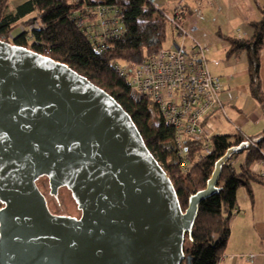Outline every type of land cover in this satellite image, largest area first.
<instances>
[{"label":"water","instance_id":"water-1","mask_svg":"<svg viewBox=\"0 0 264 264\" xmlns=\"http://www.w3.org/2000/svg\"><path fill=\"white\" fill-rule=\"evenodd\" d=\"M249 147H230L183 210L111 95L66 64L0 39V264H182L200 203ZM44 177L52 195L71 192L79 217L50 211Z\"/></svg>","mask_w":264,"mask_h":264},{"label":"trees","instance_id":"trees-1","mask_svg":"<svg viewBox=\"0 0 264 264\" xmlns=\"http://www.w3.org/2000/svg\"><path fill=\"white\" fill-rule=\"evenodd\" d=\"M92 4H111L120 8L124 32L108 39V48L99 51L85 31L74 19L79 2L72 0H27L10 9V0H0V39L30 48L56 61L66 64L92 84L105 90L129 114L152 155L168 173L178 194L183 210L189 198L206 188L215 163L232 147L249 142L243 137L215 135L211 154L198 160L201 153L200 139L186 142L188 166L182 164L175 143V129L160 116L151 100L132 88L129 81L117 70V64L144 63L149 57L165 48L171 26L166 11L149 0H87ZM261 19L253 23L251 38H228L229 53L245 52L248 58L252 95L264 107L261 82V54L264 46V7ZM28 17V18H27ZM35 18L41 26L33 30L34 42L25 34L9 39L16 24L28 25ZM247 159L240 169L231 163L224 166L218 181V192L203 200L190 233L184 243L185 259L182 264H219L230 235L229 222L236 206L237 192L249 188L253 181H263L252 171L255 162L264 160L262 147L264 135L250 140ZM3 206L0 200V208Z\"/></svg>","mask_w":264,"mask_h":264},{"label":"crops","instance_id":"crops-1","mask_svg":"<svg viewBox=\"0 0 264 264\" xmlns=\"http://www.w3.org/2000/svg\"><path fill=\"white\" fill-rule=\"evenodd\" d=\"M166 12L183 5L187 31L185 47L196 44L209 48L210 73L223 82L220 101L207 124L217 135L260 139L264 135V107L251 93L249 64L245 52L230 54L228 38H251L253 23L261 19L264 0H149ZM17 31V30H16ZM172 45H178L176 30L169 27ZM168 40V39H167ZM166 46V48H175ZM261 82L264 93V46L261 54ZM264 155V145L262 147ZM247 150L231 160L240 169ZM252 171L263 181H253L237 192L230 219V235L219 264H264V160L255 162Z\"/></svg>","mask_w":264,"mask_h":264},{"label":"built area","instance_id":"built-area-1","mask_svg":"<svg viewBox=\"0 0 264 264\" xmlns=\"http://www.w3.org/2000/svg\"><path fill=\"white\" fill-rule=\"evenodd\" d=\"M72 1L81 3L74 13V19L99 51L108 48V39L119 37L124 32L123 15L116 5ZM165 17L177 32L179 48H161L144 63H119L117 70L132 88L151 100L163 120L175 129L178 153L183 166L187 167V140L202 141L198 160L211 154L214 149L213 138L217 134L210 129L207 120L220 101L223 82L209 71V48L206 45L196 44L186 49L183 5L178 4L172 12H166ZM40 26L37 18L28 25L19 24L16 28L18 34L11 31L9 39L25 34L30 42H34L33 30Z\"/></svg>","mask_w":264,"mask_h":264},{"label":"rangeland","instance_id":"rangeland-1","mask_svg":"<svg viewBox=\"0 0 264 264\" xmlns=\"http://www.w3.org/2000/svg\"><path fill=\"white\" fill-rule=\"evenodd\" d=\"M25 1L27 0H10V9L15 10L18 5L22 4ZM15 34H18V31L15 30ZM172 44L173 42L171 40V35L168 34V40L166 46H174ZM239 156L240 155H238L237 157ZM38 185L41 191L43 192V194L46 196L49 209L53 214L70 215L75 217H79L81 215V212L78 209L77 204L75 203L71 195V192L67 188H61L59 190L58 195L54 196L50 193V187L47 178L45 177L41 178L38 181Z\"/></svg>","mask_w":264,"mask_h":264},{"label":"bare ground","instance_id":"bare-ground-1","mask_svg":"<svg viewBox=\"0 0 264 264\" xmlns=\"http://www.w3.org/2000/svg\"><path fill=\"white\" fill-rule=\"evenodd\" d=\"M18 25V24H17Z\"/></svg>","mask_w":264,"mask_h":264}]
</instances>
